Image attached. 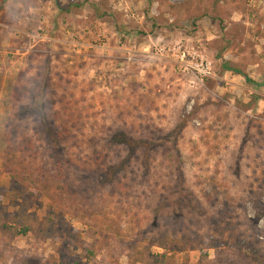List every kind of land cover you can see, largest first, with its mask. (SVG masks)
Instances as JSON below:
<instances>
[{"label": "rangeland", "instance_id": "374dc122", "mask_svg": "<svg viewBox=\"0 0 264 264\" xmlns=\"http://www.w3.org/2000/svg\"><path fill=\"white\" fill-rule=\"evenodd\" d=\"M73 112L50 145L41 129ZM11 134L39 165L82 142L125 169L91 228L57 216L51 235L40 221L56 205L38 196L22 214L2 194L0 264H264V0H0L1 190ZM121 138L150 146L151 174ZM122 209L134 216L110 228ZM15 215L33 230L9 232Z\"/></svg>", "mask_w": 264, "mask_h": 264}, {"label": "trees", "instance_id": "16d2710c", "mask_svg": "<svg viewBox=\"0 0 264 264\" xmlns=\"http://www.w3.org/2000/svg\"><path fill=\"white\" fill-rule=\"evenodd\" d=\"M224 70L240 76L243 75L247 81L252 82L240 70L231 68L227 64L224 66ZM16 98L18 100H21L22 98L19 91L16 92ZM72 115H75V112L65 119L63 116L56 113V116L60 118V121L62 122L61 130L53 128L50 133L46 130L45 133H43V128L41 129L42 136L47 139L50 145L57 144L60 139L61 141L64 140V142H67L65 141L66 138L68 139V137L72 136V129L75 126L74 116ZM118 137H122V135H119ZM121 139L122 140L118 141L115 146L124 150H127V148L132 150V153L134 152V158H139V160H141V166L145 169L148 175L151 174V167H153V162L156 161V154L152 155L153 153H151L152 150L149 148L150 146L147 144L143 145L140 141L135 142L132 140L127 141L123 138ZM28 144H30V142ZM82 144V142L76 144L79 155L77 154L75 160L66 157L63 158L62 156L56 159L55 156V158L50 157V160H54V162L39 165L34 160H28L30 153L27 148H29V145H27V148L21 144L17 146L16 136L12 134L9 135L6 140L7 151L4 166L6 172L11 178V186L8 189H0V198H2L1 196L4 194L5 197L7 196V198H9L13 205H15L16 202L21 201L16 205L20 206V213L22 214H24L28 206L32 204V202L29 203L30 199L39 196L50 200V206L53 208V206L56 205L58 211L53 209L54 215L52 216H54V218L49 216L40 221L41 227L47 229L49 234L54 232L55 228H52L55 224L54 219L57 216L62 220L66 217H70L72 220H76L84 226L91 228L93 220H100L101 213H103L101 210L105 206L104 198L99 195L100 190L111 188L112 191L110 194L112 196L114 195V191L117 187H113V179L118 173L125 169V163L121 162L112 165L110 164V162H112L110 158L107 159L100 155H97L100 156L99 159H94L90 155L82 156ZM34 153L36 155V151ZM59 155L60 154H58V156ZM86 158L87 160H85ZM165 161L169 163L170 166H174L175 164L170 156H167ZM77 169L80 170L78 178L82 181L79 185L73 183L74 178H72V172H74L76 177ZM178 175L179 177L181 176V174ZM175 182L176 185L181 187L180 180ZM91 186L94 188L98 186V191L94 188L91 190ZM120 192H122V189H119L118 193ZM180 192L183 191L181 190ZM185 195L184 192L181 194L182 197ZM107 200L112 202L111 198H107ZM122 210L123 214H114L113 211L111 212L112 216L108 219L110 221L108 222L110 228H114L115 226L120 228V220L123 215H128L130 217L134 216L130 211L125 213L124 209ZM113 216H115L114 220H112ZM14 220L17 222V227L5 225L6 229L13 235L25 236L33 230L30 225H23V221L17 215H15ZM112 224H115V226ZM163 238L164 236H161L154 244L167 251L169 245L163 240ZM63 262H65L64 259L61 260L59 264H63ZM139 262H141V260H139ZM68 263L80 264L77 261Z\"/></svg>", "mask_w": 264, "mask_h": 264}, {"label": "built area", "instance_id": "2783aa9c", "mask_svg": "<svg viewBox=\"0 0 264 264\" xmlns=\"http://www.w3.org/2000/svg\"><path fill=\"white\" fill-rule=\"evenodd\" d=\"M185 59V55H183L182 57V61ZM201 75L203 76H210L211 73L209 71L210 67H209V64L207 63L206 64V67H204V62L201 61L200 64H196V68H195Z\"/></svg>", "mask_w": 264, "mask_h": 264}]
</instances>
